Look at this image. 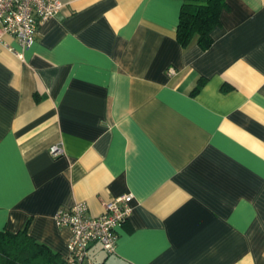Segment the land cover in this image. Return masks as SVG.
Returning <instances> with one entry per match:
<instances>
[{
  "label": "crops",
  "instance_id": "crops-1",
  "mask_svg": "<svg viewBox=\"0 0 264 264\" xmlns=\"http://www.w3.org/2000/svg\"><path fill=\"white\" fill-rule=\"evenodd\" d=\"M59 1L0 50V230L64 257L58 208L130 193L97 264H264V0H226L206 49L182 0Z\"/></svg>",
  "mask_w": 264,
  "mask_h": 264
},
{
  "label": "built area",
  "instance_id": "built-area-1",
  "mask_svg": "<svg viewBox=\"0 0 264 264\" xmlns=\"http://www.w3.org/2000/svg\"><path fill=\"white\" fill-rule=\"evenodd\" d=\"M61 6L59 0H0V50L7 49L21 56V52L4 37L17 40L22 50L30 47L40 25L54 16ZM50 152L59 154L61 148L51 146ZM131 200L130 193L112 197L104 202L102 212L96 215L89 213L84 201L58 208L54 213L56 225L71 232L64 264H97L89 255L93 243H99L106 253H112L117 240L116 228L131 214Z\"/></svg>",
  "mask_w": 264,
  "mask_h": 264
},
{
  "label": "trees",
  "instance_id": "trees-1",
  "mask_svg": "<svg viewBox=\"0 0 264 264\" xmlns=\"http://www.w3.org/2000/svg\"><path fill=\"white\" fill-rule=\"evenodd\" d=\"M176 27L181 46L194 38L202 49L212 43L210 33L220 23L226 0H182ZM60 253L37 241L28 232V222L15 232L0 230V264H64Z\"/></svg>",
  "mask_w": 264,
  "mask_h": 264
}]
</instances>
